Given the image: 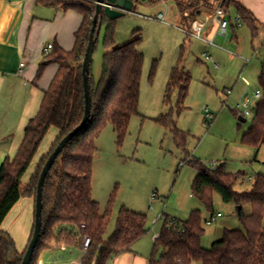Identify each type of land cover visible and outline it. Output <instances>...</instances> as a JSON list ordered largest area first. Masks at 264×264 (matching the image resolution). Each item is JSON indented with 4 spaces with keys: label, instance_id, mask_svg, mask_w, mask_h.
Here are the masks:
<instances>
[{
    "label": "trees",
    "instance_id": "16d2710c",
    "mask_svg": "<svg viewBox=\"0 0 264 264\" xmlns=\"http://www.w3.org/2000/svg\"><path fill=\"white\" fill-rule=\"evenodd\" d=\"M37 1L46 8L74 11L83 17V23L76 33L75 48L71 52L53 47L39 65L37 79L41 78L50 62L59 63L60 69L44 94L38 114L28 122L17 154L14 158H6L0 167V264H22L27 249L21 253L14 239L3 231L5 220L22 198H30L36 202L40 174L47 160L63 138L81 124L85 115L82 64L89 44L97 0ZM175 1L180 12L185 14L192 11L193 14L187 18L190 21L195 17L194 12L200 14L202 11L195 7L209 0ZM217 1L218 9H223L228 14L234 8L241 23L248 24L256 31L257 20L240 2ZM114 22L106 17L103 20V26H106L103 43L105 49L115 46ZM142 43L143 39L137 38L106 52L98 81L93 77L92 63L91 119L86 129L66 146L48 174L43 193V229L31 264H37V259L44 251L73 246H80L84 251L81 264H109L113 257L133 252L134 245L148 234L146 215L122 208L115 232L106 238L113 202L110 201L108 208L102 213L100 204L93 198L96 139L111 125L121 143L127 135L132 118L139 115L145 62V55L140 49ZM97 48L98 42L95 52ZM154 75L155 69L151 79ZM191 83L192 76L189 72L181 67L174 68L167 86L166 103H170L173 94L179 92L182 104L189 94ZM259 85L263 97L256 104L254 119L242 139L244 145L256 150V155L264 148V64ZM234 114L239 119H244L243 115L237 112ZM160 122L174 133L179 145L185 148L190 135L179 131L171 116ZM53 128L57 129L58 135L42 168L23 186V177ZM186 158L187 165L197 172L192 185V196L211 216L215 215L214 194H218L224 203L234 204L242 230L225 229L223 238L207 249L202 246L206 220L200 211L192 212L187 222L177 220L175 225L170 224L171 219L167 217L155 239V252L149 258V264H264V176L258 175L255 178L251 190L239 192L235 185L244 178V173H228L225 164L210 170L190 154ZM247 207H250L251 214L247 213ZM33 234L34 228L29 244ZM85 238L91 239L87 250L84 249ZM159 250H162V254L157 258Z\"/></svg>",
    "mask_w": 264,
    "mask_h": 264
},
{
    "label": "rangeland",
    "instance_id": "374dc122",
    "mask_svg": "<svg viewBox=\"0 0 264 264\" xmlns=\"http://www.w3.org/2000/svg\"><path fill=\"white\" fill-rule=\"evenodd\" d=\"M255 2V9L260 12L257 30L243 22L242 27L230 29L225 37L215 36V27L210 36L205 30L203 39L191 35L183 23L184 16L192 12H180L174 0H145L133 13L114 22V47L143 39L140 49L145 62L139 115L132 118L121 143L111 125L96 139L93 198L100 204L102 213L110 201L113 202L106 238L115 232L122 208L146 215L149 232L133 247V251L146 260L155 252V239L167 217L184 221L192 212L200 211L204 219L211 218V213L192 196L197 172L187 163L181 166V162H187V155L203 162L210 170L225 164L228 173H244V178L235 185L239 192L251 190L255 178L264 176V148L258 161H254L256 150L242 143V135L250 128L254 114L246 117L242 124L234 114L242 115L239 107L242 101L253 99L255 92L260 90L259 76L264 64V0ZM195 9L208 10L207 13L214 16L218 1L209 0ZM229 13L234 23V8ZM160 14L165 21L156 18ZM105 35L106 26H102L92 65L96 81L100 77L103 55L114 49L104 48ZM207 39H212L213 45L206 43ZM204 54L212 56L214 63L203 58ZM176 67L184 68L192 76L189 94L182 104L179 92L173 94L170 103L165 101L167 86ZM168 116L174 119L179 131L190 135L185 148L160 122ZM57 135V129H51L22 179L23 186L42 168ZM153 195L158 199L153 201ZM213 199L214 213L222 217L211 225L204 223L202 246L207 249L223 230L242 229L235 205L224 203L218 194H214ZM35 207L33 199L24 197L5 220L4 229L20 248L26 220L34 225ZM246 209L251 214L250 207ZM83 252L80 246L44 251L37 264H80ZM161 254L159 250L156 257Z\"/></svg>",
    "mask_w": 264,
    "mask_h": 264
},
{
    "label": "crops",
    "instance_id": "0c3cea01",
    "mask_svg": "<svg viewBox=\"0 0 264 264\" xmlns=\"http://www.w3.org/2000/svg\"><path fill=\"white\" fill-rule=\"evenodd\" d=\"M237 1L253 14L257 20V26L260 12L259 9L258 11L255 9L257 8L255 0ZM201 10L200 14L193 11L195 17L190 21H187L190 16L187 13L184 16L185 20L182 18L183 25L187 26L190 31L194 21L203 22L206 24L207 36L214 32V27L215 36H220L216 18L217 11L212 16L207 13L208 10ZM226 18L229 20V31L240 28L236 22L239 19L237 14L234 23H232L230 13ZM212 22L215 26H209ZM82 23L83 17L80 14L63 9L46 8L37 0H0V165L6 158L17 154L28 122L38 114L44 94L49 90L59 72L60 64L50 62L41 78L37 79L39 65L51 53V51H46L47 47L53 45L54 48L60 47L66 52H71L75 48L76 33ZM210 58L213 60L211 63H214L213 57ZM228 94L231 95L232 92L229 91ZM245 122L239 119V124ZM248 130L242 135V139ZM260 152L255 155L254 161H258ZM190 216L180 222H187ZM26 221L21 248L16 244L21 253L27 249L34 228L31 221ZM3 231L8 233L4 225ZM9 232L16 238L14 233ZM223 235L224 230L215 240H221ZM58 248L60 247H55L50 251L54 252ZM40 261L43 263L44 260ZM109 264H149V259L146 260L133 251L113 257Z\"/></svg>",
    "mask_w": 264,
    "mask_h": 264
},
{
    "label": "water",
    "instance_id": "95a60500",
    "mask_svg": "<svg viewBox=\"0 0 264 264\" xmlns=\"http://www.w3.org/2000/svg\"><path fill=\"white\" fill-rule=\"evenodd\" d=\"M144 0H97L96 1V12L92 20V30L89 39V44L87 47L86 55L83 60V77H84V91H85V115L81 124L70 132L60 144L56 147L54 152L50 155L47 160L39 178L37 195H36V207H35V223H34V234L28 248L26 250L25 256L23 258L22 264H31L37 248L38 242L40 240L42 229H43V193L44 186L48 174L50 173L52 167L57 161L58 157L64 151L66 146L75 138L79 133H81L86 127L91 119L92 115V96H91V85H90V73L91 65L93 63V56L95 54V48L101 33L103 26V20L106 17L110 21H116L119 18L124 17L127 13H133L137 6L141 5ZM246 121L245 119H241ZM97 155V154H96ZM94 156V159L96 157Z\"/></svg>",
    "mask_w": 264,
    "mask_h": 264
},
{
    "label": "built area",
    "instance_id": "2783aa9c",
    "mask_svg": "<svg viewBox=\"0 0 264 264\" xmlns=\"http://www.w3.org/2000/svg\"><path fill=\"white\" fill-rule=\"evenodd\" d=\"M226 17H227V13H225V11L223 9L217 10L216 18H217V22L219 24V35L223 36V37L227 36L229 33V20ZM156 18L160 21H165V17L162 14H160ZM236 22H237V25L239 27L242 26L240 19H237ZM205 28H206L205 23L199 22V21H194L192 23V28L189 31V33L191 35H193L194 37L203 39V32H204ZM205 41L209 45H213V43H214L213 40H205ZM52 49H53V45H49L47 47L46 51L50 52V51H52ZM203 58L210 59L211 61H213L207 54H204ZM262 97H263V92L261 90H258L255 92L253 99H244L242 101V103L240 104L239 107L243 111L242 115L244 116V118L251 117L254 114L256 104L262 99ZM207 113H208V111H207ZM185 165H186V162L181 163V166H185ZM152 199H153V201H155L156 199H158V196L153 195ZM221 217H222V214H220V213L217 215H213V216H211V218L206 220L205 223L207 225H211V224L215 223L218 218H221ZM176 223H177V220L171 219L170 224L175 225ZM90 244H91V239L85 238L84 249L87 250L89 248Z\"/></svg>",
    "mask_w": 264,
    "mask_h": 264
}]
</instances>
